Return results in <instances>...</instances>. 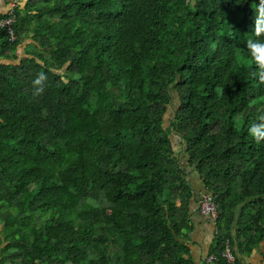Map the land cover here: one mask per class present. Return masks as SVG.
I'll use <instances>...</instances> for the list:
<instances>
[{
	"label": "trees",
	"instance_id": "obj_1",
	"mask_svg": "<svg viewBox=\"0 0 264 264\" xmlns=\"http://www.w3.org/2000/svg\"><path fill=\"white\" fill-rule=\"evenodd\" d=\"M258 3H16L15 39L0 27V264H197L188 166L217 204L213 263L264 245Z\"/></svg>",
	"mask_w": 264,
	"mask_h": 264
},
{
	"label": "crops",
	"instance_id": "obj_2",
	"mask_svg": "<svg viewBox=\"0 0 264 264\" xmlns=\"http://www.w3.org/2000/svg\"><path fill=\"white\" fill-rule=\"evenodd\" d=\"M10 4L8 3V5ZM6 8L8 9L9 6ZM6 8L2 9V11L6 10ZM181 148L182 145L179 146V151ZM176 150L178 151V147ZM186 173L187 179L193 190V197L190 204L193 228L188 234V238L182 236V241L187 242L190 247L191 255L194 257L195 262L199 264L205 261L210 253L216 234V224L210 221L200 209L202 197L208 194L204 179L194 167H186ZM242 261L243 264H262L264 261V245L255 248L249 256H244Z\"/></svg>",
	"mask_w": 264,
	"mask_h": 264
},
{
	"label": "clouds",
	"instance_id": "obj_3",
	"mask_svg": "<svg viewBox=\"0 0 264 264\" xmlns=\"http://www.w3.org/2000/svg\"><path fill=\"white\" fill-rule=\"evenodd\" d=\"M254 10L255 16L252 30L256 37H261L264 36V0H259ZM245 48L251 58V65L254 66L255 69L252 72L253 78L258 79L260 84H264V41L247 38ZM43 80V75H39L37 79L33 81V86L35 88L34 95H39L42 92ZM258 120L261 122L253 123L248 130L249 135L256 143L264 141V115L259 116Z\"/></svg>",
	"mask_w": 264,
	"mask_h": 264
},
{
	"label": "built area",
	"instance_id": "obj_4",
	"mask_svg": "<svg viewBox=\"0 0 264 264\" xmlns=\"http://www.w3.org/2000/svg\"><path fill=\"white\" fill-rule=\"evenodd\" d=\"M14 7L15 4H12L11 7L8 8L9 16L7 18L0 19V27H5L9 30L11 33V38L15 39V35L13 33L12 29V23L15 20V14H14ZM200 209L201 212L206 215L210 221L216 222L218 217V208L217 204L211 197V195L208 193L207 195H204L200 202ZM222 256L227 259L229 263H234L235 256L232 252V247L228 244L225 250L222 252ZM217 256L215 254L208 255L205 261L199 263V264H211L217 260ZM264 264V261L263 263Z\"/></svg>",
	"mask_w": 264,
	"mask_h": 264
},
{
	"label": "rangeland",
	"instance_id": "obj_5",
	"mask_svg": "<svg viewBox=\"0 0 264 264\" xmlns=\"http://www.w3.org/2000/svg\"><path fill=\"white\" fill-rule=\"evenodd\" d=\"M18 2H21V4L24 3L23 0H12L11 4L9 3L10 5H8L6 0H0V11H2V9H5L8 6L11 7L12 4L16 5V3H18ZM249 38L252 39V36H249ZM25 44L23 45L24 48H28V49L32 48V46H28L29 44L28 45H27V43H25ZM178 105H179V99H178L177 95L175 94L174 97H173L172 104L170 105L169 110H168V112H167V114L165 116V126H169L170 125V122H171V120H172V118L174 116V110L178 107ZM173 141H174V145H175L176 149L178 147V151H179V146L181 145V140H180L179 136H174L173 137ZM205 195H207V194H205Z\"/></svg>",
	"mask_w": 264,
	"mask_h": 264
}]
</instances>
